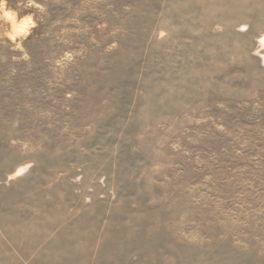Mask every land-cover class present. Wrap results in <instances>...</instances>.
<instances>
[{
	"label": "rangeland",
	"instance_id": "374dc122",
	"mask_svg": "<svg viewBox=\"0 0 264 264\" xmlns=\"http://www.w3.org/2000/svg\"><path fill=\"white\" fill-rule=\"evenodd\" d=\"M264 0H0V264H264Z\"/></svg>",
	"mask_w": 264,
	"mask_h": 264
},
{
	"label": "bare ground",
	"instance_id": "6f19581e",
	"mask_svg": "<svg viewBox=\"0 0 264 264\" xmlns=\"http://www.w3.org/2000/svg\"><path fill=\"white\" fill-rule=\"evenodd\" d=\"M262 39H260L261 40V43L264 45V36L263 37H261Z\"/></svg>",
	"mask_w": 264,
	"mask_h": 264
}]
</instances>
